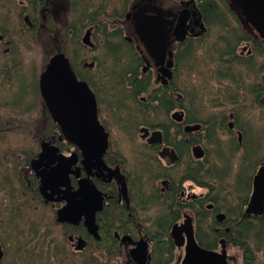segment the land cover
<instances>
[{
    "label": "flooded vegetation",
    "instance_id": "flooded-vegetation-1",
    "mask_svg": "<svg viewBox=\"0 0 264 264\" xmlns=\"http://www.w3.org/2000/svg\"><path fill=\"white\" fill-rule=\"evenodd\" d=\"M202 7L203 0H0V142L6 133L29 138L21 149L0 153H13L15 169L0 181V264L5 252L13 251L20 223L28 247L38 240L47 251L66 239L74 264H181L190 231L200 248L220 251L218 126L223 120L218 124V117H201L207 108L190 97L192 73H183L188 81L183 88L178 86L182 75L176 73V58L200 50L196 44L206 32ZM73 12L77 18L71 20ZM95 13L116 15L110 25L134 45L142 61V73L129 76L125 86L123 73H88L97 45L104 43L95 32L98 24H90ZM140 16L165 23L169 35L163 58L153 59L135 34ZM110 25H105L109 31ZM88 32L94 47L84 42ZM244 33L248 38L239 55L253 57L256 42L262 47L264 39L252 27ZM85 50L91 51L90 61ZM58 56L66 58L78 88L64 79ZM53 59L57 66L49 72ZM166 69L170 73H163ZM46 71L52 74L41 91ZM221 73L226 77L215 74L219 87L235 74ZM260 73L256 78L254 72L242 73L239 82L233 79L227 86L241 92L250 85L262 89L264 66ZM222 105L230 106L218 103V108ZM2 110L23 122L40 111L34 132L2 130ZM112 121L118 133L107 131ZM224 130L235 132L240 142L242 132L232 114ZM254 191L253 181L244 214ZM22 204L29 212L18 207ZM32 206L47 213L41 215L42 226L49 216L42 230H31Z\"/></svg>",
    "mask_w": 264,
    "mask_h": 264
},
{
    "label": "trees",
    "instance_id": "trees-1",
    "mask_svg": "<svg viewBox=\"0 0 264 264\" xmlns=\"http://www.w3.org/2000/svg\"><path fill=\"white\" fill-rule=\"evenodd\" d=\"M128 1L126 0V4H128ZM206 1L203 0L204 7L201 8L202 16L206 24V32L203 38L200 39V41H203V44L200 42L197 48L202 53L205 39L212 33L218 32L215 36V39L218 41V53L213 51L211 53V50L215 48L216 44H208L209 50H207V55L203 59V62L206 66H212L216 70L215 73H218V77L222 76L225 78L226 74L221 72L228 71L229 73H234L233 71L238 68L245 70L247 73L254 72V77L256 78L258 73H260V69L264 66V42L260 41L262 47H259L258 42H256L253 57L239 55V51L248 37L244 33V28L237 12L229 6L228 0H218V3L208 2L212 8L207 7L208 3ZM80 14L81 12H79V16ZM85 14L86 18L89 19L86 12ZM73 15L71 16V20L77 18L76 14ZM115 18V14L95 13V21L93 23L92 19L90 21V24H98L95 32L102 35L104 43L97 45L96 49L101 51V56L95 58L97 64L95 63V68L88 71V73H123L121 76L123 79H126V83L122 86H125L127 81L128 83L130 81L131 77L129 76H134L133 73H141L139 70L142 61L138 58L133 45L125 42V39H122L120 30H116L110 25V21ZM231 22H235L237 27H232L230 25ZM105 25H110L111 30L106 29ZM197 50H190L181 58H176V73H190L194 69L189 64H192L190 61L196 59ZM260 57L262 58V64L256 70V62L258 64L257 58ZM241 74L239 73L240 76ZM234 77L230 75L231 81H233ZM144 83L142 84L141 82V85L144 86ZM258 87V85L255 87L250 85L244 92L232 87L235 92H220L221 95L218 94V103H224L230 106L225 107L222 105V107L218 108V114L217 112L208 113L206 110V114L201 115V117H218V124L220 120H223V126H218L220 129L218 131V161L223 160L224 167L219 171L220 181L218 185L223 188L222 191H225V193L222 194L220 192L222 196H218V202H222V204L218 203V213L222 212L226 218L222 223H218V244L224 240L230 247L237 248L240 252L241 264H264V218H246L243 211L253 187L255 178L254 169L260 163L264 162V129L253 137L251 125L247 124L246 130L240 123L244 117L240 103L244 99L246 100L247 97L251 98V103L257 106L264 114V103L260 102L264 96V88L258 89ZM135 88L134 85V89L132 90L133 97ZM231 114L236 129L242 132L241 144L235 142V138L233 139L234 136H232L231 132L224 134L226 122ZM8 121L10 124L13 122L12 120ZM224 135L227 136L225 139L227 142L224 143L228 144L227 148L221 145V137ZM238 153H241L239 167H237L235 173L227 175L230 178V184L226 185L222 181L223 175H226L225 172L228 166L230 167L232 165L231 162L227 165V162L232 157V160H234V156ZM208 223L210 224L209 221ZM226 228H229V231H226ZM62 236L64 237V235ZM16 241L23 242V237L17 238ZM208 241L210 242L207 237V240H202V243L206 245ZM8 260L7 264H57L56 261H58L55 251L54 253L51 249L43 251L40 248L38 240L36 241L34 251H28L26 253L22 251L17 252L15 255L13 254L8 257Z\"/></svg>",
    "mask_w": 264,
    "mask_h": 264
},
{
    "label": "rangeland",
    "instance_id": "rangeland-1",
    "mask_svg": "<svg viewBox=\"0 0 264 264\" xmlns=\"http://www.w3.org/2000/svg\"><path fill=\"white\" fill-rule=\"evenodd\" d=\"M237 13L239 14V11H237ZM240 15V14H239ZM241 23H244V21L239 18ZM113 21V20H112ZM110 21V24L111 22ZM230 25L232 27H237V24H235V22H231ZM218 34V32L212 33L211 35L208 36L207 39H205V43H204V47H203V52L201 53L200 50H197V56L196 59H194L193 61H190L189 64L191 66H193V70L190 72L192 73L190 75L191 77V88L189 91H192V93L190 94L191 99L197 101L200 103L201 105H204V107L202 109L207 108L206 110L209 112H218V94L221 95V93H230V92H235L234 88H231L229 86H227V83H233L232 81H228V80H224L225 82H221L220 85L221 87H219V83L216 80V76H215V69L212 66H206V64L203 62V59L205 58V56L207 55V50L208 49V44H216L215 48H213L211 50V53L216 52L218 53V41L217 39H215V36ZM126 37H131L130 35H126ZM97 43V42H96ZM203 44V42L201 43ZM198 46V43H197ZM134 47V45H133ZM97 51L94 52L93 56L95 58H98L101 56V51L99 49H96ZM213 51V52H212ZM84 52H86L88 59L87 60H91L92 54L90 50H85ZM31 58V56H30ZM93 59V58H92ZM202 59V60H201ZM258 60V64L256 62V70L259 68V65L262 64V58H257ZM108 67V66H107ZM141 73L142 71L139 70ZM234 82H239V73H247L245 70L242 69H238L236 68L234 70ZM116 75L118 73H115ZM258 74H263V73H258ZM182 76L179 77L178 80V86L180 88H183L188 81L186 80V77H183V74H181ZM246 77V74H244ZM202 76V77H201ZM30 79L32 80V77H30ZM115 79L112 76L111 78V82L110 84L114 83ZM220 89V91H218ZM240 107H242V112H243V120L242 122L240 121L241 125L247 130V124L251 125V129H252V135L253 137H255L256 135H258L262 129H264V114L262 113L261 110L258 109L257 106H254L253 103H251V98L247 97V99L240 103ZM201 109V108H200ZM199 109H197L196 111H198ZM2 112L4 113L5 117H3V123H2V130H9L12 128H15L16 130H20L22 129H27L31 131V134L34 132L36 126L34 124L35 122V117L38 118L40 115V111L38 113H36V115L34 114L32 118V121H21V118L18 114H15L12 111H8V110H2ZM8 119H12V123L9 125L6 123V120ZM251 120V121H250ZM25 123V125H24ZM115 126H116V122L112 121L111 123H109L107 125V131L110 134H114V133H118L115 131ZM227 132V131H226ZM232 133V132H231ZM258 133V134H257ZM8 138H5L2 142H0V153H4L8 148L12 147V149L15 148V151H17L18 149H21V146L24 144H27L29 141L28 137H19L17 136L18 132L16 133H6ZM9 134H12L11 137L9 136ZM224 134H226L224 132ZM233 139L235 140V142L237 143V138H236V134L235 132L232 133ZM227 138L226 135H224L223 137H221V145L222 147H226L228 144H224L225 142H227L225 139ZM241 142V140H240ZM11 151V150H10ZM14 151V150H13ZM8 152H6L5 154H0V165L2 166V161L6 160L9 165L7 163L4 164V168H0V181L3 180L4 178H7L10 174H12L15 169L13 168V158L14 155L12 154H8ZM241 153H238L236 156H234V160L233 157L231 159L228 160L227 165L229 164V162L232 163V165L226 170V177L223 175V183H225L226 185H229V181L230 178L227 176L229 174H233L237 171V167H239V159ZM224 167V163L223 160H219L218 161V171H220L222 168ZM219 175V172H218ZM220 177V176H219ZM219 184V181H218ZM0 186H2V184H0ZM223 188L219 187L218 185V193H219V197L222 196V194L225 193V191H222ZM222 194H221V193ZM218 197V198H219ZM219 204H222V202H218ZM21 209L24 208V204H22L21 206H18ZM26 208V207H25ZM26 210L29 212L28 208H26ZM36 210L33 209V206L31 207V211L29 216L31 217V230L35 231V229L38 228V226L40 227V229H44V227L49 223L50 219L49 216L48 217V221L46 224H44L42 226V224H39L40 220L42 219L41 215H46L47 213L45 211L39 210L37 212H35ZM209 220H207V224ZM59 232V231H58ZM23 237V242H19L16 241L17 238H22ZM0 240L2 241L3 238L0 237ZM4 241L7 242V238H4ZM7 244V243H6ZM5 249H8L7 246H4ZM41 248V247H40ZM42 249V248H41ZM35 250V246L31 247L26 244V238H25V234H24V229H23V225L22 223H20V225L18 227L15 228V233H14V238H13V251L12 252H5L4 253V258H3V263L2 264H7L8 263V257L12 256L13 254L15 255V253L22 251L23 253H26L28 251H34ZM43 250V249H42ZM52 252L56 254V258L58 261H56L57 264H74L77 263L74 259V261L72 262V255H71V248L68 246L66 239H64V241H60L59 243V247L54 246L53 248H51ZM44 251V250H43ZM227 254L230 258H232L235 263L234 264H241L240 263V252L237 248L235 247H228L227 248ZM231 264H233L231 262Z\"/></svg>",
    "mask_w": 264,
    "mask_h": 264
},
{
    "label": "water",
    "instance_id": "water-1",
    "mask_svg": "<svg viewBox=\"0 0 264 264\" xmlns=\"http://www.w3.org/2000/svg\"><path fill=\"white\" fill-rule=\"evenodd\" d=\"M229 2L234 9L239 11V16L243 18V21L251 26L258 33L260 38L264 39V0H229ZM134 32L137 37L145 44L147 52L153 59L164 57L169 31L167 30L166 25L161 18H157V20L155 19L153 22L150 21L148 16H140V18H138L134 24ZM88 36L89 32L84 38L86 45H90ZM183 36L184 33H182L181 37ZM181 37L178 36L177 40H180ZM58 58V63L63 70L64 79L68 81L73 87L78 88L79 84L77 83L74 73L71 70L66 58H64V56H58ZM51 64L55 65L53 67H50L51 65L48 67L47 71L49 72H53V69L57 66L56 60L53 59ZM47 71L44 72L40 78L41 91L43 90V85L45 86L46 84L47 77L52 74L47 73ZM163 73H170V71L166 69ZM83 86L84 89H87V94L93 99V95L88 90L87 86L84 84ZM196 128L197 127H192V129ZM263 173L264 166L260 168L259 172L254 178L255 191L253 196L256 197H253L251 202L246 207V215L254 214L264 216V193L260 194V191L264 192ZM224 218V214L221 213L217 216L218 222H221ZM185 249L186 254L181 264H228L224 244L221 245V251L218 253L204 250L197 245L191 231L187 233Z\"/></svg>",
    "mask_w": 264,
    "mask_h": 264
}]
</instances>
